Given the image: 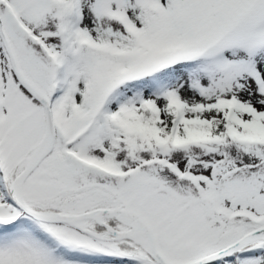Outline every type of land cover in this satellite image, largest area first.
I'll list each match as a JSON object with an SVG mask.
<instances>
[{"label": "snow or ice", "instance_id": "1", "mask_svg": "<svg viewBox=\"0 0 264 264\" xmlns=\"http://www.w3.org/2000/svg\"><path fill=\"white\" fill-rule=\"evenodd\" d=\"M0 264H264V0H0Z\"/></svg>", "mask_w": 264, "mask_h": 264}]
</instances>
